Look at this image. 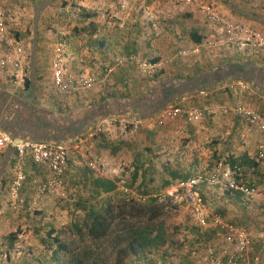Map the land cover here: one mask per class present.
Segmentation results:
<instances>
[{"label": "crops", "instance_id": "crops-1", "mask_svg": "<svg viewBox=\"0 0 264 264\" xmlns=\"http://www.w3.org/2000/svg\"><path fill=\"white\" fill-rule=\"evenodd\" d=\"M48 1L34 2L36 23L34 31L37 39L34 38L32 41L31 51L24 45V70L31 87H13L9 77L0 76V125L3 123V115L10 114L6 108L16 100L18 104L25 105L22 109L33 105L44 110V115L49 118L45 120L41 117L34 123L27 121L24 117L17 118L16 128L25 130L27 137L13 134L15 141L40 138L42 142L66 143L72 150H76L75 146L83 141V149L76 151L79 155L78 157L76 154L77 160L72 161L70 158L71 163L69 162L67 171L69 174L66 176V185L71 187L69 191L75 194V197L82 196V200L88 199L89 202L93 200L103 206L105 201L122 191L121 181H125L124 187L132 196L149 200L174 196L179 192L183 182L199 175L220 177L226 173L234 174L236 178H242L248 185H254L258 180L256 178H262L264 162L257 157L261 135L254 131L250 136L245 137V126L238 117L217 113L206 115L201 122L194 125L182 121L165 122L162 125L148 121L145 127L130 124L133 117L150 119L177 100L180 101L179 104L194 109L209 105L219 110L239 104L252 106L248 104V100L253 101L251 98L253 96L264 102L263 92L252 86L250 81L240 80L243 74L248 73V67L255 70L264 68L261 58L254 55L256 51H260L258 53L263 55L264 50H256L251 46L242 49L237 47L233 53L214 55L210 58V67L206 69L202 67L204 70L201 71L202 61H198V56H190V61L195 62V65L190 67L188 65V68H192L190 71L186 69L180 71L187 75L186 78L168 79L164 84L174 80L191 82L204 73L218 74L210 76L211 81L206 87L174 93L173 97L165 99L156 95L157 87L154 89V86L158 83L155 76L148 82H144L145 85L143 83L141 85V82L136 80L138 72L136 63L133 61L136 56L141 61L148 59L159 69L165 66L163 63L175 50L176 45L179 44L176 46L177 50L192 49L200 45L196 40L198 38L204 40L209 35L212 30L209 26V29L204 31V25L194 20L195 27L185 30L178 27V24L181 19H196L197 16L193 15L195 13L191 14L195 10L190 11V14L184 12L190 6H200L203 2L214 7L228 21L248 22L264 32V13L259 15L260 10L252 9L258 6H254L253 0H192L193 4H189L188 0H175L174 3L173 0H128L127 11L114 12L115 9L113 11L108 9V15H111V20L114 21L109 23H106L108 15L105 18L106 14L103 12L106 7L114 8L110 0H83V3L78 5H81L83 9L81 22L85 26L83 30L88 31L86 35L96 37L98 34L101 36L104 34L108 39L115 37L113 47L120 49L122 55L118 57L126 58V66L115 70L107 82L103 83L107 90L97 96L83 93L66 97L58 95L57 98L45 95L46 98H44L41 70L48 63L52 65L54 49L50 50L42 41L43 36L49 37L51 30L46 32V29L38 27L42 25L41 20L45 11H48ZM117 1L121 3V0ZM141 7H144L146 13L152 10L151 13L159 23L155 24L157 27L153 28V23L148 21L147 15H142ZM68 10L75 12L76 8L67 7L66 11ZM67 14H69L68 20L61 23H65L66 26L59 31H57L59 28L56 29L57 43L63 40L59 32L69 28V25L70 29L73 28L72 32H82V29L76 28L78 25L74 26L71 23L73 14ZM89 25L92 28L88 27ZM111 25H113L112 28ZM65 34L67 36L69 32ZM218 34L221 38L223 37L221 31H218ZM100 44L107 48L111 46L110 43L105 45L101 42ZM69 47L71 52L75 51V45L69 43ZM242 50L244 53H241ZM180 60L184 59L179 58L175 63ZM109 63L106 62L104 65ZM77 69L79 71V65ZM244 85L248 87V90L244 91ZM202 92L209 94L208 99L203 97ZM42 100L46 102L44 105L48 108L39 103ZM50 104H52L51 107ZM65 105L74 108L75 111L58 110ZM254 106H252L254 109L264 114L258 109L259 106H256L257 108ZM11 110L14 112L13 109ZM52 116L69 119L71 134L68 133L70 129H65L64 125L60 127L52 125L49 121ZM111 121L116 123L111 125L109 124ZM99 126H103V132L89 138L88 136L95 133ZM81 130L83 131L79 133L78 131ZM84 154L87 155L88 161H94L99 169L94 170L88 166L86 159L81 160ZM17 164L23 167L27 176L22 193L28 198L34 195L35 185L46 181L49 177L46 168L36 165L29 156L19 159L13 149H7L0 158V248L2 250L0 264H41V262L68 264L70 248L66 246L72 244L73 240L67 242L55 237L59 242L55 240L49 242L45 237L33 234L35 230L28 232L29 234H25V231L17 237H2L9 229L13 232V228H26L25 220L11 211L9 202V189L16 175L14 167ZM218 165L222 169L217 168ZM98 179L114 182L117 190L110 194L102 193L95 187V181ZM134 179L136 182H133ZM201 189L202 191L199 192L205 200V205L206 198L211 203V207H208L211 213L222 215L227 221L246 230L249 234V231L264 221V207L261 206V203H264V196L247 200L239 193L227 191L216 183L213 185L204 183ZM217 191H221L223 195L221 196ZM185 228L187 234L174 236L168 232V241L165 246L132 255L128 258L127 264H200L208 247L215 245L216 240L212 233L202 229L198 222L195 227ZM48 243L51 246L46 248ZM262 244L264 239L256 242L255 250L262 254L261 264H264V245ZM61 246H65L67 251L64 252Z\"/></svg>", "mask_w": 264, "mask_h": 264}, {"label": "built area", "instance_id": "built-area-1", "mask_svg": "<svg viewBox=\"0 0 264 264\" xmlns=\"http://www.w3.org/2000/svg\"><path fill=\"white\" fill-rule=\"evenodd\" d=\"M188 3L193 4V1L188 0ZM123 7H125L124 4ZM201 10L212 27H219L218 29H220L223 35L221 44L235 46L249 45L264 49V32L262 30L255 29L247 23L228 21L214 7L209 5L202 6ZM147 19L153 22L155 19L154 14L148 13ZM155 24L153 23V26L157 27ZM59 35L66 36L64 31L59 33ZM210 46V43L203 41L192 49L181 50L179 55L186 57L189 54H199L204 48H209ZM24 56V44L14 34L8 14L0 8V76L9 77L15 87L24 86L27 81L24 70ZM133 61L139 65L144 73L150 71L155 66L147 62H139L135 57ZM70 63L71 55L68 54L66 42L62 40L55 47L51 67L52 84L59 93L64 95H73L83 89L90 88L98 79L102 84L105 83L117 68L126 66L127 60L123 57L116 58L100 71L97 79L94 77V74L87 76H74L70 74ZM243 89L244 91L248 90V87L244 85ZM201 94L205 98L209 97V94L206 92H202ZM217 113L238 117L245 126V137L250 136L254 131H257L261 135L257 157L260 161L264 162V114L246 104H239L232 108L223 107L220 110L211 106L194 109L187 108L183 104L169 105L150 119L133 117L130 124L145 127L148 121L156 125H162L165 122L182 121L186 124L194 125L201 122L206 115H215ZM115 123L116 121H111L109 124L114 125ZM102 132L103 126H99L95 130V133L90 134L88 137L93 138L96 133ZM83 143V141L78 143L75 146L76 150H74L81 151L84 146ZM7 149H13L19 159H24L27 156L31 157L36 165L46 168L49 172V177L46 181L35 185V199L30 204L22 193L27 176L20 164L14 167L16 175L9 189V202L14 212H32L34 210L33 207L38 205V199L44 196L67 197L65 183L72 155L70 146L63 142H34L30 140L17 142L10 133L0 129V158ZM86 154L82 155L81 160H89ZM88 166L94 170L99 169L94 161H88ZM261 179L260 185H248L242 178L238 179L236 175L226 173L220 177L199 175L188 179L180 185L183 199L189 205L194 206L195 218L198 225L205 231L211 232L216 240L215 245L208 247L200 264L262 263V254L256 252L252 236L246 230L227 221L222 215L211 213L209 208L205 206V200L199 192L202 184L208 183L213 185L216 183L227 191L239 193L245 199L252 200L256 197L264 196V175ZM120 185L122 191L125 193L129 192L124 187L125 181H121Z\"/></svg>", "mask_w": 264, "mask_h": 264}, {"label": "rangeland", "instance_id": "rangeland-1", "mask_svg": "<svg viewBox=\"0 0 264 264\" xmlns=\"http://www.w3.org/2000/svg\"><path fill=\"white\" fill-rule=\"evenodd\" d=\"M41 2L43 0H0V8H2L4 11H6V13L8 14L9 18H10V24L11 27L13 29L14 34L23 42V44L25 45L26 49H28L29 51H31L32 48V41H34V38H36V33H35V28H36V23L34 21V9H33V5L34 2ZM111 4L114 8H104V14H106L105 18L107 17L108 13V9L109 11H113V9H115L116 11L114 12H119V11H127L128 10V6L129 3L127 1L124 2V0H121V3L117 0H110ZM81 2L83 3V1H77V0H49L48 2V11H45L44 13V17L42 21V25L40 24V26L38 27L39 29L44 28L46 29V32L51 30V34L49 35V37L43 36V43L46 44V47H48L50 50H55L56 45L60 42L57 43L56 39L58 38L56 36V29L57 31H59L61 28L65 27L66 24H61L62 21L64 20H68V15L67 13H72L70 14V16L72 17V24L75 26L78 25V29H82L81 33H75L72 32L73 28L70 29V25L69 28L63 29L64 32H69V34L67 36H60L61 39L66 40V45H67V51L68 54L71 55V63H70V70L69 73L74 75V76H78V75H92L94 74V77L97 79L99 77V73L100 71H102V69L106 66L104 65L106 62H113L116 58H119L118 56H121V51L119 48H114V38L115 37H105L104 34H102V36L100 34H98L96 37L94 36H89L86 35L88 34V31L83 30L84 29V24L81 22L83 20V9L81 8V5H78V3L81 4ZM175 2V0H173V3ZM254 6L258 5L257 7H254L252 9L254 10H260V14L262 15L264 13V0H253ZM123 4L125 7H123ZM203 6L207 5L205 2L202 3ZM200 6H190L188 8V10L184 13L186 14H190L193 10H195V12H192L191 14L196 15L197 18L196 19H189V18H185V20L179 21L178 27L180 26L181 29H192V27H195V21L201 22L204 27V31H206L208 28V26L212 29L209 33L208 36L205 37V39L203 41H207V43H210V47L209 48H204L201 53L199 54H189L188 56H186L185 58L179 55V52L181 50H177L176 45L175 46V50L173 52L170 53L169 57L166 58L165 63H163L165 66L164 67H168V68H157V66L155 65L153 67V69H151L148 72H142V70L140 69L139 65L136 63L137 66V79L139 80L141 83V85L144 84V82H148L150 80L151 77H156L157 78V85L154 86V89L158 86H160V84H164V82H166L168 79H180V78H186L187 75L182 74V72H180L182 69H186L189 70L192 68H188L195 65V62H191L189 59L190 56H198L197 58L199 59L198 61L201 62L203 64H201V68L200 71L203 69L202 67H204V69L209 68L211 63L210 62V58L214 57V55H224V54H228V53H233L234 49L238 48H246L247 46H233V47H226L224 44H221V36L218 34V31H220V29H218L219 27H212L206 20V18L204 17L202 10H201V5ZM209 6H211L209 4ZM76 8L75 12L73 13L71 10L66 11V8ZM127 9V10H126ZM141 13L142 15L144 14L147 15L148 13L152 12L148 11L146 13V11H144V7H141ZM191 11V12H190ZM75 15V17H73ZM67 16V18H66ZM23 17V18H22ZM104 18V19H105ZM111 15H108V20L106 21V23L109 22H114L113 20H111ZM55 20V21H54ZM149 21V20H148ZM74 22V23H73ZM150 22V21H149ZM148 22V23H149ZM236 22V21H234ZM82 23V25H81ZM151 23V22H150ZM152 23H158L157 18H155L153 20ZM238 23H247L249 25H251L253 28H255V26H253L251 23L248 22H238ZM54 25V26H53ZM151 26V25H150ZM90 28H92V26H88ZM111 28L113 27V25L110 26ZM152 27L154 28V26L152 25ZM75 28V29H76ZM258 29V28H255ZM92 30V29H91ZM260 30V29H259ZM62 31V30H61ZM60 31V32H61ZM59 32V33H60ZM65 32V33H66ZM70 35V36H69ZM223 36V35H222ZM70 38H74V39H70ZM100 40H102L101 42H104V44L106 45L107 43H110L111 46L109 48H107L106 46H101V42ZM113 42V43H112ZM69 43L72 45H75V51L70 50L69 47ZM81 46V47H79ZM250 47V46H249ZM252 47V46H251ZM69 48V49H68ZM173 48V47H172ZM254 49H259V50H264L262 48L259 47H253ZM79 49V50H77ZM187 50L189 48H186ZM28 51V53H29ZM70 51V52H69ZM48 52V51H47ZM246 52V51H245ZM260 51H256V53L254 55H257L259 58H261V60L264 62V54L262 55L261 53H258ZM263 52V51H261ZM27 53V51H26ZM51 51L48 54V60H49V56ZM72 53V54H71ZM241 53H244L243 50ZM264 53V52H263ZM138 59L139 62H147L149 64H153V62L151 60H140L137 56L135 57ZM179 58L182 59H186L188 60L187 62L183 61H179L177 63H175V61ZM160 59V58H159ZM161 60V59H160ZM53 62V61H52ZM48 63V61H47ZM110 64V63H109ZM198 64V63H196ZM77 65H79V71L77 69ZM183 65V66H182ZM170 66V67H169ZM181 66V67H179ZM203 69V70H204ZM42 80H43V84L41 85L42 87V94H44V98L46 97H50V98H57L58 95L60 96H73V95H79V94H83L84 95H88V94H93L95 96L101 94L104 90H107L105 88H107L106 86H103V84L100 82V80L98 79V81L94 82V85H92L90 88L87 89H83L80 92L73 94V95H64L61 94L57 91V89L53 86L52 84V67L51 64H47L42 70ZM26 74V72H25ZM26 80H27V74H26ZM107 82V81H106ZM143 83V84H142ZM12 84V83H11ZM145 85V84H144ZM13 87H15L12 84ZM25 86V85H24ZM22 87V86H20ZM18 88V87H16ZM252 88V87H251ZM153 89V90H154ZM46 95V97H45ZM264 96V95H263ZM42 98V97H41ZM253 101L248 100V104L254 106V104H256V106H259L258 109H260L261 111L264 112V102H262V100H257L253 97H251ZM43 99V98H42ZM208 99V98H206ZM257 100V101H256ZM180 101H174L172 103H170V105H175V104H179ZM40 104L44 105L46 102H39ZM205 103V102H204ZM64 104V102L62 103ZM52 106V104H50V107ZM169 106V105H168ZM186 106V105H185ZM189 106V105H188ZM209 106V105H206ZM254 106V107H256ZM44 107H46L44 105ZM187 107V106H186ZM48 108V107H46ZM190 108V107H187ZM257 108V107H256ZM58 110L60 111H75L74 108H70L69 106L63 107L61 106ZM71 159L73 160H77L76 159V154L78 155V153L75 150H72L71 153ZM79 157V155H78ZM71 163V160H70ZM225 166V165H224ZM217 168L222 169V167L220 165L217 166ZM224 169V168H223ZM69 174V172L66 173V176ZM71 188V187H70ZM69 186L66 185L65 183V192L67 194L66 198H61L60 196H52V195H48V196H44L38 199V205L36 207H33L34 210L32 212H14L11 208V211L15 214L18 215L19 217L23 218L25 220L26 223V228L21 229V228H13L14 231L11 232V229H9L7 232H5L6 234L2 237H17L18 234H29L28 232L34 231L33 234L35 235H39V236H43L45 237V239H48L49 242L54 241L55 237L58 239H62L64 241L70 242L71 240H73L72 244H69L70 250H75L79 251V249L81 247H83L86 243H89V240H87V232H83V242L84 244H79L81 243L80 241V236L75 232V230H73V226L75 223H78L82 221V219L84 218L83 213H78L77 214V203L78 201L82 200L83 197L79 196V197H75V194L71 193ZM203 189V188H202ZM202 189L200 191H202ZM121 193H124V196H128V197H132V198H136L134 196H132L129 192L125 193L124 191H121ZM202 193V192H201ZM217 193H219L221 196L223 195L221 191H217ZM217 193H215V195H218ZM220 196V197H221ZM27 199L28 203H32L33 200L35 199V195H32L30 198L24 196ZM78 199V200H77ZM115 197H113L112 199L108 200L111 201L114 205V207H118V204L120 202L117 203V201H115ZM137 199V198H136ZM77 200V202H76ZM161 202H163L165 204V212H164V216H163V221L166 224V227L168 229V232L170 235H174V236H182L187 234V230L185 227H195L196 225V218H195V209L194 206L189 205L187 202H185V200L182 197V193L181 190L179 189V192L177 194H175L174 196H167V197H163L161 199ZM95 206L98 207V202H93ZM105 204L107 205V201H105ZM211 203L209 202V200H207L206 198V207L210 208ZM261 206L264 207V203H261ZM117 210V209H116ZM118 212L116 211V213L114 215L117 216ZM264 214V212H263ZM23 220V221H24ZM17 231V232H15ZM250 234H252V238L254 240V243L258 242V241H262V239H264V221L261 222L260 224L256 225V227L252 230L249 231ZM82 236V235H81ZM263 237V238H262ZM77 245H79L77 247ZM83 245V246H82ZM264 245V244H262ZM45 246V245H44ZM48 246H51L49 243L45 246L46 248H48ZM0 251L1 248H0ZM1 253V252H0ZM65 257V256H64ZM66 258V257H65ZM41 264H43L41 262Z\"/></svg>", "mask_w": 264, "mask_h": 264}, {"label": "trees", "instance_id": "trees-1", "mask_svg": "<svg viewBox=\"0 0 264 264\" xmlns=\"http://www.w3.org/2000/svg\"><path fill=\"white\" fill-rule=\"evenodd\" d=\"M196 42L201 44L203 39L198 38ZM248 68V73L243 74L240 80L250 81L251 85L253 84L252 86L257 87L259 91L264 93V68H257V70ZM217 74L212 72L204 73L191 82L180 80L168 82L156 88V95L158 94V96L165 99L173 97L174 93L188 92L199 87H206L211 81L210 76H216ZM25 86L27 88L31 87L28 80ZM23 106L25 105L18 104L16 100L12 101L11 106L6 108L10 114L6 113L2 118L3 123L0 128L9 132L13 137H15L13 134L27 137L25 130L16 128L18 125L16 120L24 117L27 121L34 123L41 117H44L45 120L49 118L44 115V110L38 109L33 105H30V108L27 106L26 109H22ZM68 120L61 116H52L49 121L52 125L59 127L64 125L65 129H70ZM68 133L71 134V129ZM39 139L32 138L28 140L42 142ZM256 180L255 184H261V178L258 177ZM133 182H136V179ZM95 187L104 194H110L117 190L115 183L106 179L96 180ZM113 197L116 198L115 201L117 203L120 202L118 207H114L112 200L107 201V205L105 203L103 206L98 204V207L94 205L93 200L89 202L88 199L87 201L81 200L77 204V212L85 213V215L81 223L74 224L73 230L80 236L81 243L79 244H84L83 232L86 231L89 243L82 245L83 247L79 251H76V249L70 250L68 264H127L128 258L132 255H139L166 245L168 229L162 220L166 206L161 202V199H136L127 195L124 196V193L121 192L116 193ZM116 211L118 212L117 216L114 215ZM55 241L59 242L58 239H55ZM61 247L66 252V247L68 248L69 246Z\"/></svg>", "mask_w": 264, "mask_h": 264}]
</instances>
